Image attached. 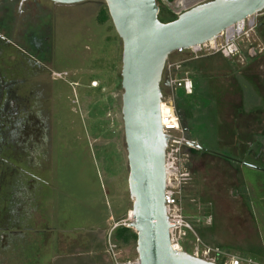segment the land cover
Segmentation results:
<instances>
[{
    "label": "rangeland",
    "instance_id": "1",
    "mask_svg": "<svg viewBox=\"0 0 264 264\" xmlns=\"http://www.w3.org/2000/svg\"><path fill=\"white\" fill-rule=\"evenodd\" d=\"M177 2L161 0L157 4L168 7L166 17H169ZM104 7L106 4L101 0L77 3L71 7L70 18L59 20V41L65 49L71 42L74 58L59 67L71 69V74L54 82L55 94L51 93L50 102L53 167L51 175L45 171V176L52 180L46 193L56 213V234L61 246L60 251L54 247V253L59 254H54L56 264H84L81 256L91 238L88 230L105 227L107 223L111 227L126 226L131 215L121 116L122 42L110 17L101 20ZM68 8H63L65 13ZM262 13L256 14L257 19ZM239 45L241 53L236 57L226 58L214 52L207 69L200 66L194 75L176 72L177 77H188L198 85L185 103L175 89L166 86L165 67L161 89L163 99L172 100L189 141L242 161L245 141L259 139L261 125L256 119L247 120L237 113H242L240 103L247 79H253L257 86L262 79L264 31H252ZM62 46L60 52L64 53ZM193 59L207 57L203 53L195 57L187 50L174 51L167 61H182V65ZM178 101L180 105H176ZM258 150L256 146L253 151ZM186 152L189 155L183 166L189 178L183 185L181 205L194 232L207 245L264 264V172L235 160H220L209 152L197 149ZM40 239L39 235L37 241ZM192 239L189 234L183 241L185 251L192 249L193 244H188L193 243ZM108 240L112 242L110 236L107 243ZM115 246L119 263L138 259L136 242ZM35 247L27 248L28 253L33 254ZM37 248L41 259L47 261L52 250L43 245ZM105 250L108 252L106 243Z\"/></svg>",
    "mask_w": 264,
    "mask_h": 264
},
{
    "label": "flooded vegetation",
    "instance_id": "2",
    "mask_svg": "<svg viewBox=\"0 0 264 264\" xmlns=\"http://www.w3.org/2000/svg\"><path fill=\"white\" fill-rule=\"evenodd\" d=\"M74 5L0 0V264H52L56 255V213L52 206L43 209L47 187L52 185L45 171L51 175L53 167V85L71 74V69L59 67L74 58L71 42L65 49L59 41V20L70 18ZM64 7H69L67 13ZM261 12L254 28L257 33L264 31V9ZM239 42L232 57L241 53ZM260 70L258 86L247 79L242 113H237L256 119L261 125L259 139L245 141V160L232 161L264 172V65ZM256 146L258 153L253 151ZM34 245V253H28ZM42 245L52 250L47 261L37 248Z\"/></svg>",
    "mask_w": 264,
    "mask_h": 264
},
{
    "label": "water",
    "instance_id": "3",
    "mask_svg": "<svg viewBox=\"0 0 264 264\" xmlns=\"http://www.w3.org/2000/svg\"><path fill=\"white\" fill-rule=\"evenodd\" d=\"M101 1L122 42L121 116L132 201V219L126 226L136 232L139 264H219L175 249L170 242L164 192L165 151L172 137L163 132L160 120L162 74L172 52L212 40L235 22L261 12L264 0H188L186 6H172L176 18L167 22L158 17L157 0ZM165 84L169 86L167 79ZM188 143L233 160L195 141Z\"/></svg>",
    "mask_w": 264,
    "mask_h": 264
},
{
    "label": "built area",
    "instance_id": "4",
    "mask_svg": "<svg viewBox=\"0 0 264 264\" xmlns=\"http://www.w3.org/2000/svg\"><path fill=\"white\" fill-rule=\"evenodd\" d=\"M258 13L235 22L210 41L187 49H178L177 52L183 53L187 50L195 57L202 53L209 55L214 52H220L226 58L232 57L237 43L245 37L248 38L249 34L254 31L257 22L256 14ZM218 39H221V42H218ZM181 63L182 61H166L165 78L169 81L168 88L171 90L181 88L186 94H191L193 90L192 80L188 77L181 78L176 76ZM162 105L165 107L163 108ZM160 120L163 132L172 137L165 151L166 187L164 192L166 214L171 225L169 229L171 245L175 249L185 251L183 241L190 234L193 237V243L190 241L188 244H193V247L189 253L196 257L219 264H259L250 258L231 254L220 247L207 245L194 232L191 224L184 216L181 195L183 185L189 178V172L183 166L184 160L189 155L186 150L189 151L195 148L188 143L189 140L184 135L172 100H164L162 98ZM115 248V244L108 240V253L112 256L115 264H121L117 258ZM122 264H139V261L138 259L128 260Z\"/></svg>",
    "mask_w": 264,
    "mask_h": 264
},
{
    "label": "trees",
    "instance_id": "5",
    "mask_svg": "<svg viewBox=\"0 0 264 264\" xmlns=\"http://www.w3.org/2000/svg\"><path fill=\"white\" fill-rule=\"evenodd\" d=\"M159 3L161 2V0H157ZM173 0H165V2L167 3H170L172 2ZM167 5V4H166ZM160 11H159V19L161 18V21L163 22H167V21H171L173 19L176 18V14L174 13H171L169 17H166L167 16V11L169 9H167L168 7L164 6V5H161L160 7ZM166 10V11H165ZM101 20H105V18H108L109 19V14H108V10H107V7L103 8V10L101 11ZM213 55V54H212ZM209 56V57H208ZM206 55L207 59H193V60H190V61H187V62H184L180 69L181 72H189V74L191 75H194L196 71H198L200 69V66H202L203 68L207 69V66L209 65V61H210V57L211 55ZM205 58V57H204ZM209 58V59H208ZM212 58V57H211ZM193 83V82H192ZM194 86H195V89L197 88V82H194L193 84V90H192V93L191 94H186L184 92L183 89L181 88H178L176 89V95L180 98V100H182L183 103H185V101L188 99V98H191V96L193 95V91H194ZM176 105H180V101H178V103H176ZM192 150V149H191ZM194 150V149H193ZM196 150V149H195ZM204 153H207L205 151H202ZM210 153V152H209ZM208 154V153H207ZM213 154V153H211ZM214 155H217V154H214ZM220 156V155H218ZM216 156L217 158H219L220 160H225V161H231L230 159H226L225 157H218ZM110 238L112 240L113 243H119L121 244L122 246H126V245H129L131 242H136V232L129 228V227H126L124 225H118L116 226L112 231H111V234H110ZM115 243V244H116ZM106 244H107V241H106ZM218 247V246H217ZM221 248V247H220ZM187 252H190V250L186 249ZM108 256L110 257V259L112 260L113 264L114 261L112 259V257L108 254Z\"/></svg>",
    "mask_w": 264,
    "mask_h": 264
},
{
    "label": "crops",
    "instance_id": "6",
    "mask_svg": "<svg viewBox=\"0 0 264 264\" xmlns=\"http://www.w3.org/2000/svg\"><path fill=\"white\" fill-rule=\"evenodd\" d=\"M184 131H187V130L184 129ZM43 209H44V211H48L49 209H51V199L48 198V194L44 197ZM48 215H49V213H48ZM114 226H115V224L113 225V227ZM113 227H111L107 223V225L105 227L99 228V227L95 226V227H91V229L88 230V233L90 231L91 238L89 237L90 241H87V245H86V247H84V253H82L83 256H81V258H83V260L81 261V263H84V264H113L112 260L108 256L109 253L107 252V250H105V243H106L107 237L109 238ZM92 228H94V229H92ZM59 245H60V243H58V245H57L58 251H60L59 248L61 247ZM66 252L69 253L68 250H66ZM75 254H76V252L74 253V255ZM57 255H59V254H56L55 256H57ZM52 264H56L55 258H54Z\"/></svg>",
    "mask_w": 264,
    "mask_h": 264
},
{
    "label": "bare ground",
    "instance_id": "7",
    "mask_svg": "<svg viewBox=\"0 0 264 264\" xmlns=\"http://www.w3.org/2000/svg\"><path fill=\"white\" fill-rule=\"evenodd\" d=\"M187 2H188V0H178L177 6H186ZM161 103H162V101H161ZM162 107L164 108L165 106L162 105ZM129 217H131L130 219H132V214L129 215Z\"/></svg>",
    "mask_w": 264,
    "mask_h": 264
}]
</instances>
